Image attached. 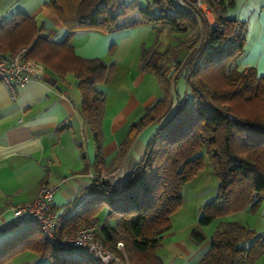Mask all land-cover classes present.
Segmentation results:
<instances>
[{"label": "trees", "instance_id": "obj_1", "mask_svg": "<svg viewBox=\"0 0 264 264\" xmlns=\"http://www.w3.org/2000/svg\"><path fill=\"white\" fill-rule=\"evenodd\" d=\"M115 2L50 0L47 6L67 29L61 41L51 39L55 29L41 35L44 24L38 26L28 15L18 14L0 25V52L30 46L29 57L59 76L72 72L79 80L81 110L94 134L97 162H103L102 120L107 99L106 92L97 85L109 83L116 64L77 54L70 44L74 33L112 32L137 23L169 25L173 31L186 32L199 25L196 16L174 0H152L147 6L132 1L118 13L111 11ZM208 3L214 22L202 15L205 37L200 45L199 38L170 45L164 52L142 45L141 68L156 75L163 97L131 125L115 161L122 160L144 127L168 114L174 94L178 96L177 80L183 74L187 92L181 99L177 97L172 114L150 138L145 155L123 186L118 189L99 173L92 185L84 189L94 194L93 199L65 222L63 233L81 225H96L98 214L107 208L106 222L98 231L107 244L119 252L117 243L123 241L132 264H164L157 254L162 232L183 200L184 184L204 166L206 157L202 152L212 163L220 183L218 196L207 204V211L199 218L201 225L208 226L219 217L264 200V75L259 76L251 66L239 70L234 65L243 55L247 39V23L228 13L234 0ZM154 7L158 8L157 13ZM133 12L139 13V20L119 22ZM113 50L114 46L110 52ZM185 51L192 55L187 61ZM168 60L176 64L172 71ZM111 219L114 223L109 222ZM191 235L197 244L207 239L197 228L192 229ZM26 250L47 257L50 264H114L102 262L86 248L55 246L34 220L0 245V264ZM263 253L264 233L236 221H221L200 264H253Z\"/></svg>", "mask_w": 264, "mask_h": 264}, {"label": "crops", "instance_id": "obj_2", "mask_svg": "<svg viewBox=\"0 0 264 264\" xmlns=\"http://www.w3.org/2000/svg\"><path fill=\"white\" fill-rule=\"evenodd\" d=\"M49 1L0 0V17L5 15L8 22L18 14L28 15L38 26L44 24L41 35L55 29L56 34L51 39L61 41L67 29L47 6ZM231 9L234 11L232 17L247 23L245 51L234 65L239 70L251 66L259 76L264 75V0H234ZM125 18L135 21L140 17L138 12H133L120 19L121 23ZM153 37L151 25L137 23L112 32L80 30L71 38L70 44L80 56L99 57L117 65L113 80L109 84L97 85L107 94L102 120L103 162L96 160L94 134L81 110L82 92L79 80L72 72L62 77L36 60L33 78L17 87L16 96L0 80V245L27 226V222L17 221L12 207L34 200L44 183L60 184L52 203L57 213L70 209L80 192L92 185L95 178L89 176L90 173L117 170L111 182L118 189L123 186L134 166L145 155L150 138L167 119L165 115L160 121L144 127L122 160L115 161L131 125L163 97L157 77L145 73L140 63L142 45L150 46ZM10 53H13L10 48L0 52L4 55ZM111 83L116 87L112 92L109 91ZM186 92L187 83L184 94ZM177 97L182 98L179 93L178 96L174 94L173 103L170 100L168 104L169 108L172 103L169 112L174 110ZM105 222L99 218L96 225ZM109 222L114 223V220ZM11 224L16 225L11 227ZM207 242L208 239L201 244ZM16 257L3 264H21ZM38 259H42L40 255H37Z\"/></svg>", "mask_w": 264, "mask_h": 264}, {"label": "rangeland", "instance_id": "obj_3", "mask_svg": "<svg viewBox=\"0 0 264 264\" xmlns=\"http://www.w3.org/2000/svg\"><path fill=\"white\" fill-rule=\"evenodd\" d=\"M132 1H137L141 5L147 6L152 0H116L115 4L111 7V11L118 13L123 10L125 4H129ZM154 8V12L157 13L158 8ZM231 8L232 7H230V9ZM229 14L230 16L234 15L233 9L229 11ZM125 20H127V18L122 21ZM208 20L210 23L214 22L213 11ZM119 22L121 23V21ZM198 24L197 28L186 32L173 31L169 25H151L154 29V37L151 38L149 45L161 52H164L170 45L180 44L183 40L190 43L192 40L199 38L200 45L202 39L205 37V26L202 22H199ZM184 53L188 54L186 61L189 60L192 55H190L188 51H185ZM141 55L142 50L140 51V59ZM167 65L171 71L174 70L173 68H176V64H173V60H168ZM116 72L117 65L116 71L109 83L115 77ZM123 75L124 72L121 74V77ZM120 80H122V78H120ZM114 90H116V87L111 83L109 91L112 92ZM161 90L162 88L160 87V91ZM176 90L182 97H184V92L186 90V80L184 74L178 78ZM172 111H170L166 117L171 115ZM202 154L206 157L204 166L187 183L184 184L182 190L183 200L178 208H176V210L170 215V222L162 232L163 238L161 240V245L157 248V254L161 257L164 264H200L201 258L210 248V237L220 225L221 221H236L248 228L255 229L259 233H264V200L255 206L250 205L238 212L219 217L208 226H203L199 223V218L207 211V204L216 199L218 196L220 183L218 176L214 172L212 163L208 160L205 152H202ZM106 215L107 208H103L98 214L102 222L106 219ZM97 228L100 230L99 225H97ZM193 228H197L205 234L209 243H195L191 235ZM205 246L207 247V250H205ZM119 254L121 255L123 264H132L128 258L125 245L123 251L119 250ZM37 255L38 254H36L33 250H26L16 254L14 257L17 256L16 261L21 262V264H23L24 260H27V263L24 264H50L47 257H45L46 261H44L45 259L43 256H41V260H36ZM253 264H264V253L258 256Z\"/></svg>", "mask_w": 264, "mask_h": 264}, {"label": "built area", "instance_id": "obj_4", "mask_svg": "<svg viewBox=\"0 0 264 264\" xmlns=\"http://www.w3.org/2000/svg\"><path fill=\"white\" fill-rule=\"evenodd\" d=\"M174 1L190 10L199 22L202 15L208 19L212 15L208 0ZM6 20V16L2 15L0 25ZM29 50L30 46H22L9 55L0 54V80L8 86L13 96L17 95L18 86L24 85L33 78L32 69L37 65V61L29 57ZM173 64L175 63L173 62ZM115 174L116 172H110L101 174V176L103 179L113 181ZM89 176L96 178L98 174L90 173ZM59 188L60 184L44 183L34 200L13 206L17 221L29 222L34 220L38 222L50 242L57 247L62 249L86 248L104 263L123 264L119 252L115 251L98 235L97 225H81L76 230L62 232L65 222L83 210L91 202L94 194L89 190H83L70 209L63 213H57L52 203ZM116 248L118 251H123L124 242L119 241Z\"/></svg>", "mask_w": 264, "mask_h": 264}]
</instances>
